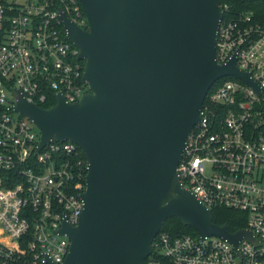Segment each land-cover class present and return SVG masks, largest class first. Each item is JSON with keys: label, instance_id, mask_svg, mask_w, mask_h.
<instances>
[{"label": "built area", "instance_id": "2783aa9c", "mask_svg": "<svg viewBox=\"0 0 264 264\" xmlns=\"http://www.w3.org/2000/svg\"><path fill=\"white\" fill-rule=\"evenodd\" d=\"M221 9L216 60L236 56L259 90L234 75L220 78L177 171L211 211L242 213L236 220L245 226L229 230L247 229L253 238L234 244L217 234L160 230L147 264H264V12L236 11L230 1ZM62 11L86 24L80 0H0V264H62L71 239L60 229L65 221L77 225L84 208L88 160L80 146L54 139L37 150L39 128L14 108L20 95L51 107L59 94L76 102L90 91Z\"/></svg>", "mask_w": 264, "mask_h": 264}, {"label": "water", "instance_id": "95a60500", "mask_svg": "<svg viewBox=\"0 0 264 264\" xmlns=\"http://www.w3.org/2000/svg\"><path fill=\"white\" fill-rule=\"evenodd\" d=\"M84 28L61 12L67 37L85 60L90 91L79 101L42 107L19 96L14 108L39 128L37 150L71 140L88 160L79 223L64 222L71 239L62 264H143L171 216L203 239L231 232L183 186L177 167L214 83L234 75L259 88L236 56L216 60L221 0H80ZM56 264V263H52Z\"/></svg>", "mask_w": 264, "mask_h": 264}, {"label": "trees", "instance_id": "16d2710c", "mask_svg": "<svg viewBox=\"0 0 264 264\" xmlns=\"http://www.w3.org/2000/svg\"><path fill=\"white\" fill-rule=\"evenodd\" d=\"M225 1H230V3H232V9L236 11H242L245 9L254 8L260 13L264 12V1H260V0H221L222 3H224ZM83 14L86 18V24H84L83 27L88 28L89 24H88V19L84 11V8H83ZM83 62H85V60H83ZM222 81L223 79L217 80L214 83V85L210 88L209 94L214 92L218 88V86L221 84ZM46 106L48 105H45V107ZM79 149L83 157L86 159V155L84 151L82 150V148L79 147ZM212 214H213L214 222L220 225L228 224V226L231 229L241 228V227H244L246 224L245 221L238 222L236 220V215L242 214L236 210L228 209L225 207H218V208L212 209ZM161 231H168L172 235H175V236L183 235V234L198 235V232L194 229V227H192L191 225H185L179 218L175 216L168 217L164 221ZM147 261L148 259L146 258L143 264H147Z\"/></svg>", "mask_w": 264, "mask_h": 264}, {"label": "rangeland", "instance_id": "374dc122", "mask_svg": "<svg viewBox=\"0 0 264 264\" xmlns=\"http://www.w3.org/2000/svg\"><path fill=\"white\" fill-rule=\"evenodd\" d=\"M39 130V129H38Z\"/></svg>", "mask_w": 264, "mask_h": 264}]
</instances>
